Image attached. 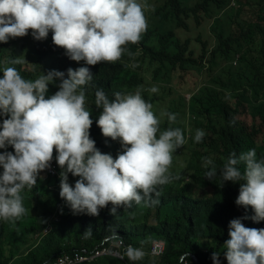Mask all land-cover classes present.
Returning <instances> with one entry per match:
<instances>
[{
  "label": "clouds",
  "instance_id": "obj_1",
  "mask_svg": "<svg viewBox=\"0 0 264 264\" xmlns=\"http://www.w3.org/2000/svg\"><path fill=\"white\" fill-rule=\"evenodd\" d=\"M231 7H237L234 0ZM150 6L141 0H0V42L9 38L24 37L31 30L35 40H44L53 33L54 45L65 49L73 61H84L94 66L121 64L117 78L130 89L108 88L95 91V106L102 109L97 126L104 138L110 137L116 150L102 153L90 138L92 113L85 107L86 85L94 77L90 68L81 66L65 73L49 70L34 81L22 78L14 67L3 70L0 78V149L9 145L14 152H0V220L15 222L27 213L21 193L25 190L27 202H35L44 191L54 193L56 204L47 224L25 241L21 247L24 256L56 227L58 237L71 238L73 222L66 218L67 210L73 214L86 213L98 216L101 209L112 205L115 215L121 206L140 204L156 193V186L165 185L179 176L170 173L177 152L180 163L188 153L190 125L186 116L173 104V93L179 88L172 85L176 74L171 67L155 70L139 68L138 60L123 59L125 46L136 44L147 31L145 11ZM13 64L23 63L20 59ZM235 64V62H234ZM195 92L201 86L195 74ZM59 81V84L56 82ZM58 87L54 95L46 98L49 85ZM187 94V98L186 95ZM188 101L192 93H181ZM205 132L197 129L194 140L199 143ZM108 139V138H107ZM122 145V150L119 148ZM55 152V160H53ZM117 154V156H115ZM244 170H240V165ZM61 169L59 172L58 167ZM209 166H211L209 168ZM205 179L212 181L218 169L211 158L205 157ZM42 172V173H41ZM41 173V174H40ZM40 174V175H39ZM69 174L75 179H69ZM222 183H239L236 205L254 210L251 219L264 221V159L258 160L255 149L237 156L231 153L219 169ZM39 190V192H37ZM229 222V239L225 241L227 262L213 252L209 264H264V229L245 227L242 219ZM91 227L85 231L91 235ZM113 236L102 238L100 248L80 253L46 258L41 264H80L103 255L123 258V248L131 261L143 259L142 248L122 245ZM34 239L36 240L34 243ZM120 242L121 252L110 244ZM33 243V245H32ZM70 243V242H69ZM107 243V244H105ZM71 244V243H70ZM32 245V246H31ZM31 246V247H30ZM29 247V248H28ZM104 249L109 253H102ZM118 251L115 255L112 251ZM164 250L162 240H154L150 254L160 257ZM201 264L194 254H183L179 262Z\"/></svg>",
  "mask_w": 264,
  "mask_h": 264
},
{
  "label": "trees",
  "instance_id": "obj_2",
  "mask_svg": "<svg viewBox=\"0 0 264 264\" xmlns=\"http://www.w3.org/2000/svg\"><path fill=\"white\" fill-rule=\"evenodd\" d=\"M229 1L141 0L150 6L145 11L147 31L138 43L127 44L122 55L123 59L135 58L137 67L155 70V74L159 63V70L171 67L176 73H195L199 78L201 88L195 92V82L188 85L182 75L175 90L179 94L173 93L176 97L171 100L190 125L184 164L176 152L170 168V173L180 178L156 186L159 195L154 192L140 204L133 202L130 208L121 206L115 215L110 213L111 204L98 216L73 214L69 208L66 218L72 219L73 239L58 237L60 227H56L24 256L20 243L25 244L30 237L33 240L47 224L56 204L54 193L47 196L44 186L37 183L35 186L44 193L35 202H27L25 190L21 193L27 213L15 222L0 220V264H41L46 258L80 253L81 249H86L88 253L82 254L88 255L90 250L101 247L102 230L113 240L119 238L124 246L142 248L145 256L131 261L123 248V258L103 255L80 264H181L183 254H194L201 264H209L215 251L220 253L219 259L227 262L224 243L230 238L231 220L248 217L242 219L245 227L264 229V221L256 223L251 219L255 215L251 206L245 209L236 205L240 184H223L219 176V169L233 152L238 156L255 149L257 159H264V0H234L237 7H231ZM52 35L49 31L46 39L38 41L29 30L24 37L0 42V78L7 67L16 68L22 78L32 81L49 70L64 72L67 78L69 68L89 67L94 74L92 82L85 86V107L93 120L90 138L102 153L111 154L117 148L97 126L102 109L95 106V91L130 89L117 78L121 64L100 62L91 66L73 61L65 49L54 45ZM14 59L23 63H11ZM56 91L58 87L50 84L46 98ZM181 93H192L188 107ZM2 120L0 117V123ZM197 129L205 132L199 143L194 140ZM5 150L14 152L10 145L0 152ZM205 157L211 158L218 169L212 181L205 179L211 167H203ZM53 160L56 163L55 152ZM239 167L244 170L243 164ZM75 178L69 174V179ZM89 226L91 235H86ZM154 240L164 242L160 257L150 254ZM185 259L194 264L189 256Z\"/></svg>",
  "mask_w": 264,
  "mask_h": 264
},
{
  "label": "rangeland",
  "instance_id": "obj_3",
  "mask_svg": "<svg viewBox=\"0 0 264 264\" xmlns=\"http://www.w3.org/2000/svg\"><path fill=\"white\" fill-rule=\"evenodd\" d=\"M182 75H184L185 77V79H186V82L188 83V85H190L191 86V84H192V82L194 81V82H196L197 84H198V82H197V80H196V78L194 77V75H195V73H193L192 75L191 74H183L182 72H179V73H176L174 76H173V78H172V85L173 86H175V87H177L178 86V83L179 82H181L182 80H181V76ZM186 96V98H187V94L185 95ZM121 147L119 148L120 150H122V145L121 144H119ZM115 156H117V154L115 155ZM101 233L103 234V237H105V231L104 230H102L101 231ZM21 245H22V247L25 249L26 248V246L27 245H25L24 243H20ZM120 244V242H116V244L115 243H112V244H110V245H112V246H115V248H117V250L119 251V252H121L122 251V249H119L120 247L118 246ZM112 251L115 255H120L121 253H119L118 251ZM109 250H106V249H104L102 252H98L97 254L95 253L94 255H99V254H102V253H109L108 252Z\"/></svg>",
  "mask_w": 264,
  "mask_h": 264
}]
</instances>
